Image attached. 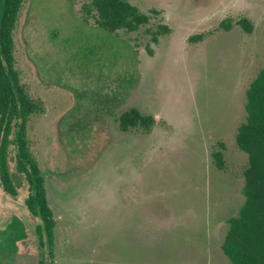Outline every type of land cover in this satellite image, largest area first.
<instances>
[{"label": "rangeland", "instance_id": "rangeland-1", "mask_svg": "<svg viewBox=\"0 0 264 264\" xmlns=\"http://www.w3.org/2000/svg\"><path fill=\"white\" fill-rule=\"evenodd\" d=\"M126 1L151 16L135 33L97 27L83 12L92 0H23L18 13L14 68L43 108L26 141L55 216L54 264H232L222 245L246 200L236 137L264 69V0ZM132 109L154 117L149 131H121ZM16 151L17 197L0 187V264H40L42 220Z\"/></svg>", "mask_w": 264, "mask_h": 264}, {"label": "trees", "instance_id": "trees-1", "mask_svg": "<svg viewBox=\"0 0 264 264\" xmlns=\"http://www.w3.org/2000/svg\"><path fill=\"white\" fill-rule=\"evenodd\" d=\"M23 0H0V187L9 196L17 197V187L9 167V150L16 147V161L29 185L26 201L29 212L42 220L37 227L39 245L46 250L47 259L40 264H54L55 216L50 208L45 189V174L32 158L26 141L30 117L43 111L39 102L32 100L20 83L14 68V29ZM86 18L111 33H135L149 24L151 16L126 0H92L84 5ZM240 25L247 32L252 26L247 19ZM222 28L229 32L231 20L225 19ZM169 27L160 25L152 35L159 43ZM247 121L238 131L236 141L248 155L249 166L245 171L246 200L237 217L228 220L229 229L222 245L224 255L232 264H264V69L259 72L247 92ZM120 129L141 127L149 131L155 122L152 116H142L137 109L125 112L119 119ZM215 165L224 168L222 152H215Z\"/></svg>", "mask_w": 264, "mask_h": 264}]
</instances>
